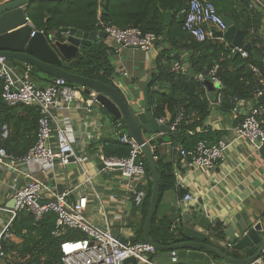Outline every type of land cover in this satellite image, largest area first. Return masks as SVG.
<instances>
[{"label":"trees","instance_id":"16d2710c","mask_svg":"<svg viewBox=\"0 0 264 264\" xmlns=\"http://www.w3.org/2000/svg\"><path fill=\"white\" fill-rule=\"evenodd\" d=\"M188 1L36 0L30 4L28 20L36 31L43 32L47 37L61 39V35L57 34L60 29L96 31L100 29L98 25L101 23L119 29L138 28L143 33H152L169 44L170 49L160 52L157 57L156 72L149 86V106L156 120L165 118L167 113L170 115L167 126L182 114L176 131L168 130L169 141L173 146L191 150L200 141L213 145L223 137L222 132L205 126L212 102L206 95L204 81L207 78L214 77L219 83V88L213 93V100L214 97L218 100L217 96H220L219 109L223 112L232 110L235 101H257L260 98L257 93L264 94V45L258 36L264 20V0H259L261 5L252 8V0H210L219 16L230 19L237 29L247 31L244 41L251 44L252 50L262 57L261 61L254 59L250 53H247V58H243L240 53L232 52L220 39L211 37L204 42H197L184 32L183 15L180 13L186 9ZM163 12L173 14L169 25L162 22ZM184 51L190 53L187 72L171 71L172 61L181 63ZM170 52L174 53L172 58L169 57ZM109 53L110 48L103 41L93 43L80 51L76 56L78 65L70 68L69 72L114 87L111 82L114 70L109 63ZM252 67L257 72L252 71ZM30 76L37 85L39 73L31 67ZM258 106L255 103L254 107ZM38 117L36 107H9L0 98V129L4 125L7 127V137L0 138V147L16 158L26 155L37 139ZM120 124L124 127L123 122ZM164 142L161 138L150 142L156 158L160 197L176 186L173 165L160 153V146ZM129 151L130 148L119 140L103 145L105 158H126ZM144 168L147 177L146 184L142 187L145 199L139 207L142 224L147 215L152 187L145 160ZM55 220L52 213L43 215L38 221L26 211L17 213L9 225L10 237L0 241V252L3 253L0 264H61V244L84 240L87 235L68 227L56 230ZM262 221L264 223V215ZM212 234L216 237L221 235L220 223L213 227ZM150 238L164 247L178 241L172 232L171 221L166 217L159 218L157 214L153 217ZM236 241H231V247L223 251L234 259L248 258L257 250L254 246L235 251L232 247ZM135 242H143L142 228ZM214 259L221 261L215 256ZM261 259L264 262V253Z\"/></svg>","mask_w":264,"mask_h":264},{"label":"crops","instance_id":"0c3cea01","mask_svg":"<svg viewBox=\"0 0 264 264\" xmlns=\"http://www.w3.org/2000/svg\"><path fill=\"white\" fill-rule=\"evenodd\" d=\"M2 1L4 0H0V3ZM258 2L261 5L259 0ZM258 36L264 45V20ZM100 41L110 48L108 57L114 70L111 76L114 87L127 95L131 105L143 107V86L147 79H151L156 72L159 53L168 51L170 45L159 38L153 50L143 52L119 47L109 37L98 39L96 42ZM179 45L181 44H177ZM225 45L227 46L226 43ZM173 56L174 53L170 52L169 57ZM181 59V63L172 61L171 71L187 72L190 53L182 52ZM8 65L19 73L27 67L15 61L8 62ZM51 81V78L43 76L39 78L36 86L43 88ZM128 91H131L132 95H128ZM215 91V89L212 91L210 114L205 126L213 131L222 132V140L228 143V147L223 160L214 169L205 171L189 168L177 153L180 146H173L170 143L168 132L154 134L146 139L161 138L165 141L160 146V153L165 156L167 162L173 165L176 179L175 188L161 195L156 208L157 216L166 217L171 221L172 232L177 240V221L182 213L201 212L210 223L208 236L213 238L212 242L207 243L223 252L229 249L228 245L231 241H236L241 233L258 222L263 228L259 236L264 238L262 221L264 215L262 160L264 157L255 144L236 139L234 134V129L239 125L243 116L258 102L255 100L239 101L235 105L237 106L235 112L233 110L223 112L219 109L218 100L215 97L213 100ZM90 100H93V97L86 96L82 89L77 101L70 104L68 108L62 106L54 111L53 130L56 128L72 130V133H69V139L73 149L80 154V159L76 160L78 168L67 171L66 167H57L53 172L36 173L33 177L52 189L54 193L66 192L69 204L86 198V207L83 212L86 221L100 228L108 227L112 235L117 237L122 244H130L136 241L141 228L143 237L144 223L142 224L140 206L136 207L133 203L136 183L121 177L117 170L99 168L105 158L103 145L112 140H119L121 133L126 134V130L125 127L118 128L117 123H112L107 113L96 103L88 106L87 103ZM169 118L170 115L167 113L164 119L168 121ZM160 125L167 127L166 124ZM24 182L23 177H17L12 170L0 165V205L8 209L12 201V189ZM186 194L191 195V202L183 201ZM9 216L10 214L5 211L0 213V231ZM217 223L221 224V235L218 237L212 234V229ZM226 231L230 233V236L226 234ZM179 242L178 240L177 243ZM206 254L210 257L211 264H227L222 260H215L213 254ZM158 256L160 253L157 252L153 257Z\"/></svg>","mask_w":264,"mask_h":264},{"label":"built area","instance_id":"2783aa9c","mask_svg":"<svg viewBox=\"0 0 264 264\" xmlns=\"http://www.w3.org/2000/svg\"><path fill=\"white\" fill-rule=\"evenodd\" d=\"M256 4L259 5L258 0H252L250 8ZM180 14L183 15V31L197 42H204L213 37L215 32L224 33L227 29L210 0H189L186 9ZM27 22L32 29L30 34L32 37L37 31L28 19ZM98 27L99 31L104 32L122 48L148 52L153 50L158 39L154 34L143 33L138 28L119 29L101 23ZM232 52L240 53L243 58L248 57L247 52L241 49L235 48ZM251 69L257 72L256 68ZM211 79L214 84H219L214 77ZM0 89V98L5 105L36 107L39 112L37 139L26 155L16 158L0 147V165L12 170L17 177L21 176L25 180L24 184L12 189L13 208L7 209L0 205V213L5 211L10 214L8 221L0 231V241L10 237L9 225L17 213L26 211L34 217L35 221L40 220L47 213H52L56 217V230L68 227L80 230L87 235L84 240L61 244V264H123L128 258L150 264L145 257L150 258L157 253L154 246L144 241L122 244L117 237L112 235L108 227L100 228L86 221L83 216L86 198L69 204L66 192L54 193L52 189L33 177L36 173L53 172L57 167L65 168L69 163V157L74 155L69 139V133H72V130L69 128L53 130L52 123L54 111L62 106L68 108L70 104L77 101L82 88L71 85L60 78L52 79L47 86L39 88L30 76L29 66L21 73L15 72L8 65L7 59L0 57ZM262 95L261 92L257 93L258 97ZM217 98L219 100L220 96ZM237 102L239 101H235V105ZM92 103L94 101L90 100L87 105L90 106ZM232 110L235 112L237 106H234ZM181 119L182 114H179L175 121L167 126L168 130L175 132ZM158 123L167 125L168 121L162 118L158 120ZM117 127L122 126L118 124ZM234 134L236 139H243L253 144L258 141L264 151V103L251 108L243 116L239 125L234 129ZM6 137L7 127L4 125L0 129V138L5 139ZM153 140L154 138L149 139L148 143L150 144ZM119 141L130 148L129 155L122 159L104 158L102 160L103 170H117L121 177L136 183L133 203L139 207L145 199V191L142 187L145 186L147 180L144 159L133 139L121 133ZM227 147L228 143L225 140H220L213 145L200 141L191 150L178 148L177 153L189 168L209 171L223 160ZM262 167L264 168V159ZM183 201L191 202V195L186 194ZM228 247L230 248L231 245ZM2 256L3 253L0 252V257ZM254 264H264V262L260 258Z\"/></svg>","mask_w":264,"mask_h":264},{"label":"water","instance_id":"95a60500","mask_svg":"<svg viewBox=\"0 0 264 264\" xmlns=\"http://www.w3.org/2000/svg\"><path fill=\"white\" fill-rule=\"evenodd\" d=\"M34 1L36 0H4L0 3V57L35 69L39 73V78L43 76L51 79L60 78L71 85L81 87L83 93L86 96L91 95L94 103L107 113L112 123L123 122L126 135L134 140L146 162L152 185L143 226V241L154 246L160 256L151 259L145 257V259L149 260L150 264H211V259L206 253L217 256L227 264H254L260 259L264 253V238L259 236L263 230L261 223L258 222L241 233L232 247L235 251H241L256 246V252L245 259H234L207 243L212 242L213 238L208 236L210 223L201 212L182 213L177 221L179 243L164 247L152 241L150 228L160 199V188L153 150L146 138L154 134L167 133L168 128L158 124L151 113L149 106L151 79L148 78L143 86V107H138L131 105L127 95L122 94L116 87L70 73V68L78 65L76 56L80 51L91 46L98 39H105L108 36L98 31L81 32L75 29H60L57 34L61 35V39L54 36L47 37L38 31L31 37L32 29L27 19L28 9ZM172 16V12H163L161 14L163 24H170ZM222 19L227 29L224 33L215 32L213 37L222 39L230 49H241L250 53L254 59L261 61L262 57L252 50L251 44L244 42L247 31L237 29L228 18ZM204 85L208 98L211 100L212 91L218 89L219 84H214L212 79L207 78ZM128 95H132L131 91H128ZM257 102L259 105L264 103V94L258 98ZM254 144L264 157V151L259 146V142L255 141ZM73 153L74 155L69 157L67 171L75 170L79 166L76 158L80 159V154L76 149ZM99 168L103 169L104 165L100 164ZM13 205L12 200L8 208L12 209ZM226 234L230 236L228 231ZM123 264L144 263L128 258Z\"/></svg>","mask_w":264,"mask_h":264}]
</instances>
